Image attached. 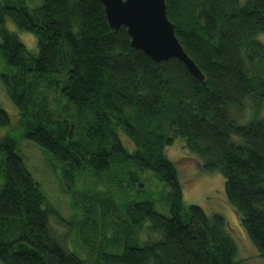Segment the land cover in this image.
I'll return each mask as SVG.
<instances>
[{
	"label": "trees",
	"instance_id": "1",
	"mask_svg": "<svg viewBox=\"0 0 264 264\" xmlns=\"http://www.w3.org/2000/svg\"><path fill=\"white\" fill-rule=\"evenodd\" d=\"M39 2L0 0V58L11 67L0 70V85L17 116L14 124L0 106V264H237L224 216L183 202L166 152L176 137L202 171L223 176L225 200L264 264V0H165L203 80L176 58L155 62L132 47L99 0ZM21 32L35 37V52ZM38 83L57 89L71 120L49 113ZM24 139L42 149L65 192L82 172L108 176L99 216L112 218L102 228L110 236L91 248L93 259L69 240L95 220L93 198L77 219L62 217L17 152ZM147 171L158 191L123 186Z\"/></svg>",
	"mask_w": 264,
	"mask_h": 264
},
{
	"label": "rangeland",
	"instance_id": "2",
	"mask_svg": "<svg viewBox=\"0 0 264 264\" xmlns=\"http://www.w3.org/2000/svg\"><path fill=\"white\" fill-rule=\"evenodd\" d=\"M26 1L31 7L36 4L39 5L40 3L39 0ZM7 28L14 32L17 31L10 24H7ZM18 34V38L21 40V42H23L29 50L35 52V37L26 32H21ZM257 39L264 45V33L257 35ZM0 70H11V67L4 65L1 58ZM63 76L64 73H60L57 75L56 80H62ZM34 93L36 95L35 97H37L39 100H44L43 102L47 106L49 113L62 119H72L71 116L74 114L73 107L62 101L61 97L57 93V89L54 86L48 87L43 83L35 84ZM0 106L8 111V114L15 124L17 121L16 111L13 109V107H11V104L9 103V100L1 85ZM261 116H264L263 111L261 112ZM13 132L16 133V130ZM13 132L9 130L8 133L11 135ZM1 133L2 130L0 129V135ZM5 135H7L6 132L0 136V139ZM17 149V152L22 156L27 169L33 176L34 180L40 184L42 190L59 209L61 216L65 219H69L71 216H74L75 219L80 217L84 213L82 209L83 205L87 203L89 204L90 202L86 198H93L91 201L92 203L88 205L87 209H93V212L91 211V215H95V220L90 221L89 224L85 225L82 231L83 234L77 233L72 237L73 240L69 239L71 244H74L77 250L80 251L85 257H90L93 259L94 252L91 248H97L99 243L106 244L105 240L108 238V236H110V230H108L106 234H103L102 228L104 226L107 227L110 224L112 218H108L104 224L101 220V217L99 216L105 201L104 192L106 191V187L111 185L108 176L103 174L101 175L100 180H95L90 178L86 172H82V176L78 180L79 183L73 188L74 190L72 194H70V192H65L63 189H61V185L56 173L50 167L46 156L38 145L32 141L24 139L18 143ZM166 152L167 156L173 160L179 177L182 181L184 204L187 206L198 205L208 214L212 212H218L224 216L228 229H230V232L238 241L239 251L237 264H263V262L257 256L253 246L246 240L235 212L230 208L227 201L225 200L223 176L218 172L209 174L202 171L198 160L185 149L184 143L179 137L173 139L171 145L167 147ZM121 175L122 174L119 173L117 178H122L124 176ZM153 178L157 180V178L151 172L147 171L145 173L139 174L138 183H131L129 181L128 175L125 176L121 182L124 187L135 189L138 184H142V187L144 188L148 187L152 191H158L159 189L156 186ZM85 188L88 191L86 195L84 193ZM164 191H166V189H164ZM155 206L158 211H163V209H165L163 202H158V206ZM165 214H168L167 208ZM56 229L59 232H64V230L66 231V228L63 226L56 225ZM68 247L73 249L71 246ZM106 248L110 251L108 246Z\"/></svg>",
	"mask_w": 264,
	"mask_h": 264
},
{
	"label": "water",
	"instance_id": "3",
	"mask_svg": "<svg viewBox=\"0 0 264 264\" xmlns=\"http://www.w3.org/2000/svg\"><path fill=\"white\" fill-rule=\"evenodd\" d=\"M99 1L104 6L109 26L113 30L125 27L132 47L141 50L155 62L176 58L194 77L204 79L175 35L174 24L166 14L165 0Z\"/></svg>",
	"mask_w": 264,
	"mask_h": 264
}]
</instances>
